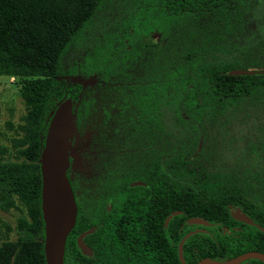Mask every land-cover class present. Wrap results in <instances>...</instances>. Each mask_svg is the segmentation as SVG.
Returning a JSON list of instances; mask_svg holds the SVG:
<instances>
[{
	"label": "trees",
	"instance_id": "1",
	"mask_svg": "<svg viewBox=\"0 0 264 264\" xmlns=\"http://www.w3.org/2000/svg\"><path fill=\"white\" fill-rule=\"evenodd\" d=\"M250 9L251 0H0V75L24 77L27 108L15 159H0V209L19 206L27 217H17L15 240L0 242V264H45L38 158L65 97L75 102V133L97 109L106 126L88 179L66 171L76 217L63 264H182L177 243L189 232L184 264L264 254V31ZM223 49L229 56L213 59ZM76 75L93 83L65 79ZM164 104L179 128L168 140ZM247 117L258 124L245 160L260 163L227 166L229 132ZM235 208L251 224L232 218ZM90 227L84 255L76 236Z\"/></svg>",
	"mask_w": 264,
	"mask_h": 264
},
{
	"label": "rangeland",
	"instance_id": "2",
	"mask_svg": "<svg viewBox=\"0 0 264 264\" xmlns=\"http://www.w3.org/2000/svg\"><path fill=\"white\" fill-rule=\"evenodd\" d=\"M251 16L257 26V30L264 31V0H251ZM117 16V14H114ZM113 17V16H112ZM111 17V18H112ZM102 23L101 20L98 24ZM228 49H223L213 54V59H223L229 55ZM78 58V52H68L63 61ZM212 59V58H211ZM70 82H80L82 85L93 83V78H83L79 75L65 77ZM24 77L17 75H0V159L1 161H13L14 158V139L22 137L24 134L22 125L25 124L24 116L27 108L21 98L20 89ZM75 102H73V106ZM164 128L166 130L167 140L171 139L179 132L176 118L173 115V104H164L161 106ZM258 119L247 117L243 123H236L229 132L232 134V143H227L226 150L223 152V158L227 166L240 165L242 167L253 164L257 166L260 163L258 156L249 157L245 152L246 138L254 139L255 126ZM106 125L103 123L101 112L97 109L94 115L88 118L85 129L81 134L73 131L69 144L70 170L72 172L84 171L89 167V155L92 146L96 145V139L99 133L103 131ZM228 133V134H229ZM165 137V136H164ZM166 139V138H165ZM89 158V159H88ZM19 215H26L25 209L19 206L10 207L7 210L0 209V242L13 241L17 237L16 219Z\"/></svg>",
	"mask_w": 264,
	"mask_h": 264
},
{
	"label": "water",
	"instance_id": "3",
	"mask_svg": "<svg viewBox=\"0 0 264 264\" xmlns=\"http://www.w3.org/2000/svg\"><path fill=\"white\" fill-rule=\"evenodd\" d=\"M155 34H153L154 36ZM251 69H231L230 75L253 74ZM260 72L264 73V69ZM74 131L73 100L65 97L57 102L47 122L43 145L40 149L38 164L40 174V212L43 223L42 249L45 264H63L66 238L71 231L76 217V203L66 171L70 166L69 144ZM174 214V212L172 213ZM232 218L251 224V219L238 208L231 210ZM171 216L168 215L165 219ZM190 224L207 225L199 217L186 219ZM93 228L82 231L76 237V244L83 254H89L83 237ZM197 232L198 229H195ZM191 232L185 234L177 243L178 260L184 264L181 255V244ZM256 258L264 264V254L258 251H247L224 261L201 258L195 264H238Z\"/></svg>",
	"mask_w": 264,
	"mask_h": 264
},
{
	"label": "flooded vegetation",
	"instance_id": "4",
	"mask_svg": "<svg viewBox=\"0 0 264 264\" xmlns=\"http://www.w3.org/2000/svg\"><path fill=\"white\" fill-rule=\"evenodd\" d=\"M69 161H70V159H69ZM88 171H89V169L88 168H86L85 170H84V173H85V178H87L88 179V175H89V173H88ZM86 185H87V182H86ZM90 228H93V227H90ZM89 229V228H88ZM87 230V229H86ZM84 231V230H83ZM81 233V232H80ZM89 234V233H88ZM77 237V236H76ZM84 241V240H83ZM85 243V242H84ZM86 245V244H85ZM86 247L89 249V247L86 245ZM79 248V247H78ZM80 250V249H79ZM90 250V249H89ZM81 252V251H80ZM91 252V251H90ZM82 253V252H81ZM83 254V253H82ZM90 254V253H89ZM89 254H84V255H89Z\"/></svg>",
	"mask_w": 264,
	"mask_h": 264
}]
</instances>
